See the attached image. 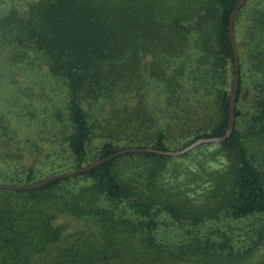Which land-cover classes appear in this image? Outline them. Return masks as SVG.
<instances>
[{"label": "trees", "instance_id": "16d2710c", "mask_svg": "<svg viewBox=\"0 0 264 264\" xmlns=\"http://www.w3.org/2000/svg\"><path fill=\"white\" fill-rule=\"evenodd\" d=\"M238 1L36 0L0 17L7 41L62 82L52 125L68 167L106 158L35 188H0V264H33L60 238L65 249L51 264H215L234 250L215 235L264 238V0H246L233 19L239 80L230 135L213 149L195 146L188 164L158 152L224 135ZM93 135L103 141L90 149ZM131 147L156 151L109 157ZM37 174L31 164L15 180L45 179ZM61 216L82 222L71 233L79 236L65 242ZM167 227L185 234L177 252L161 243Z\"/></svg>", "mask_w": 264, "mask_h": 264}, {"label": "rangeland", "instance_id": "374dc122", "mask_svg": "<svg viewBox=\"0 0 264 264\" xmlns=\"http://www.w3.org/2000/svg\"><path fill=\"white\" fill-rule=\"evenodd\" d=\"M36 0H0V17L10 9L19 11L27 10ZM6 29H4V32ZM6 36V39H5ZM9 35H3L0 28V183L20 184L16 175L24 177L29 165L33 164L38 172L36 179H43L52 174L71 171L68 167V151L62 143V132H57L54 121V109L59 106V101L64 96L61 83L51 73L45 64H41L37 55L26 53L21 55L20 50L7 41ZM21 55V57H16ZM30 100L34 105L27 106ZM99 133V129H95ZM102 137H91L90 149L101 144ZM31 142L39 144L36 151ZM172 141L171 148L176 149L183 144ZM216 143H211L208 149H213ZM188 157L178 155V161L185 164L195 157L196 151L192 149ZM217 162L213 165L218 166ZM59 165V166H58ZM57 225L64 224L69 234L66 240L73 239L80 234H71L82 225L80 220L69 216H61L55 221ZM168 234H158L167 248L177 252L178 246L184 242L185 234H173L172 227H167ZM82 236H87L83 234ZM219 241L228 243L233 247L232 253L223 250V254L215 264H264V238L256 241L258 234H217ZM56 242L53 248L36 258L33 264H51L53 256L61 258L65 247ZM64 240V239H63ZM60 247V248H59ZM233 257L229 258L230 255ZM123 258V257H122ZM122 258L115 257L109 264H122ZM127 261V258L124 257ZM121 261V262H120ZM127 263H129L127 261ZM97 264H106L101 260ZM161 264H167L161 263ZM180 264H199L191 259Z\"/></svg>", "mask_w": 264, "mask_h": 264}, {"label": "water", "instance_id": "95a60500", "mask_svg": "<svg viewBox=\"0 0 264 264\" xmlns=\"http://www.w3.org/2000/svg\"><path fill=\"white\" fill-rule=\"evenodd\" d=\"M246 0H239L238 3L235 5L233 11L231 12L230 18H229V36H230V40H231V44L233 46V52H234V66H235V70H234V85L232 88V92H231V98H230V103H229V120H228V127L224 133V135L220 136V137H205V138H199L195 141H193L192 143H190L189 145H187L186 147H184L181 150H177V151H158L160 153L163 154H168V155H173V156H177V155H181L184 154L187 151H190L191 149H193L195 146L202 144V143H220L222 142L225 138H227L232 129H233V124H234V117H235V100H236V94H237V90H238V80H239V76H238V67H239V61H238V51L236 48V41H235V36H234V30H233V19L234 16L237 12V10L243 5V3ZM145 151H150V152H154L156 150L151 149V148H126L123 150H120L118 152H116L115 154L109 156V157H113L115 155L118 154H123V153H128V152H145ZM104 159H100L97 160L96 162H93L89 165H85L82 166L81 168L75 169V170H71V171H67V172H62V173H57V174H53L51 176H49L48 178H45L37 183L34 184H28V185H21V184H5V183H0V188H4V189H10V190H16V189H30V188H35L38 187L40 185H43L45 183H48L49 181H53L59 178H63V177H67V176H74L77 174H81L87 170H89L90 168L96 166L99 163H102Z\"/></svg>", "mask_w": 264, "mask_h": 264}]
</instances>
